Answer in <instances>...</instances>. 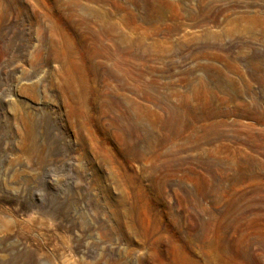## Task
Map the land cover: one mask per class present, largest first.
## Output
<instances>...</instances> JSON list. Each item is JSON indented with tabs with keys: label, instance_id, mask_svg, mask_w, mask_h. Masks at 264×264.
I'll list each match as a JSON object with an SVG mask.
<instances>
[{
	"label": "rangeland",
	"instance_id": "rangeland-1",
	"mask_svg": "<svg viewBox=\"0 0 264 264\" xmlns=\"http://www.w3.org/2000/svg\"><path fill=\"white\" fill-rule=\"evenodd\" d=\"M188 261L264 264V0H0V264Z\"/></svg>",
	"mask_w": 264,
	"mask_h": 264
},
{
	"label": "bare ground",
	"instance_id": "bare-ground-1",
	"mask_svg": "<svg viewBox=\"0 0 264 264\" xmlns=\"http://www.w3.org/2000/svg\"><path fill=\"white\" fill-rule=\"evenodd\" d=\"M117 53V52H116ZM126 56L127 58H132L133 57V54H132V51L130 50H126ZM130 81H133V82H138L140 83L139 79L136 78L134 76V74L130 73L129 75V78H128ZM139 99L141 100H144L146 102H152L153 98L151 97L150 94H148L145 89H140L139 88V93H138V97ZM139 99H135V100H132V104H134V106L139 109V110H143L145 109V105L139 101ZM131 108V107H130ZM160 117V121H161V128L168 133L169 131V128L172 127V126H175V125H178V129H177V133L181 134L184 129H183V126H182V117L177 113V111L175 109H171L170 110V117H169V121L167 123H165V120L162 116H159ZM139 119V118H138ZM222 124L218 123V124H213V125H209V126H206L205 127V130L207 132V134H211L212 132H215V131H220V128H222ZM167 137V140H171V136L170 135H166ZM167 142V141H166ZM161 143V142H160ZM186 264V262H185ZM187 264H192L190 263L189 261L187 262Z\"/></svg>",
	"mask_w": 264,
	"mask_h": 264
}]
</instances>
